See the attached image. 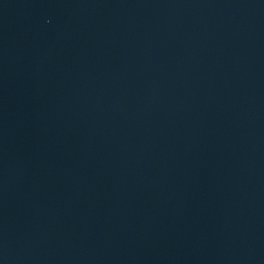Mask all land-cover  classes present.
Wrapping results in <instances>:
<instances>
[{
    "label": "water",
    "instance_id": "95a60500",
    "mask_svg": "<svg viewBox=\"0 0 264 264\" xmlns=\"http://www.w3.org/2000/svg\"><path fill=\"white\" fill-rule=\"evenodd\" d=\"M0 264H264V0H0Z\"/></svg>",
    "mask_w": 264,
    "mask_h": 264
}]
</instances>
